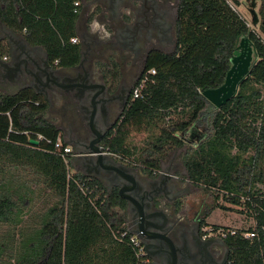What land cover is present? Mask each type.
I'll return each mask as SVG.
<instances>
[{
  "label": "trees",
  "instance_id": "trees-1",
  "mask_svg": "<svg viewBox=\"0 0 264 264\" xmlns=\"http://www.w3.org/2000/svg\"><path fill=\"white\" fill-rule=\"evenodd\" d=\"M231 1L234 7L228 0H180L175 52L148 53L132 92L149 71L156 73L143 85L141 98L131 95L102 146L112 158L128 166L141 164L143 174L152 176L167 153L191 144L187 133L206 129L205 138L184 154L187 178L231 205L223 209L257 222L253 240L243 235L251 226L222 238L228 264H264V194L258 189L264 188V0H259L258 31L235 9L244 0ZM74 3L0 0V22L29 45L43 47L51 65L74 69L81 48L71 39L79 40L84 0L78 13ZM242 39L254 51L250 74L218 108L203 93L225 83ZM8 55L0 39V57ZM48 108L46 99L31 89L0 92V264L7 255L17 264H137L129 235L119 241L128 230L127 202L102 179L71 174L72 157L64 159L55 151L61 135L44 117ZM38 135L44 140L32 144ZM135 135L146 139L142 148L131 143ZM41 186L43 192H37ZM48 193L52 203L31 214L29 208ZM215 209L202 213V225ZM205 225L215 233L221 229Z\"/></svg>",
  "mask_w": 264,
  "mask_h": 264
},
{
  "label": "flooded vegetation",
  "instance_id": "flooded-vegetation-1",
  "mask_svg": "<svg viewBox=\"0 0 264 264\" xmlns=\"http://www.w3.org/2000/svg\"><path fill=\"white\" fill-rule=\"evenodd\" d=\"M84 3L93 7L90 15L93 14L94 21L108 23L112 32V36L109 34L105 37L106 40H98L93 28H90L89 33L96 38L92 40L95 60H91L88 67L84 65L71 72L68 78L72 80L66 83V91L71 97L69 107L71 109L73 104L78 108L84 122L83 127L72 122L75 128L72 127L67 135L75 140L78 152L88 153L92 142L102 136L103 144L107 133L119 123L139 77L134 79L136 74L122 68L119 54L130 56L134 66L136 58L145 49L141 74L148 53L154 50L167 53L165 46L172 44L174 37L176 50L180 0H84ZM123 8L127 10L125 14L121 13ZM141 44L144 45L142 49ZM105 46L118 53L114 54L113 63L108 61L112 66L109 78L96 69V64L102 61L101 51L106 49ZM240 53L239 50L236 56ZM31 69L30 65L22 66L20 75L26 76ZM1 70L5 79L16 72H7L4 68ZM85 85L97 87L93 90L85 88L88 95L82 97L81 90ZM94 108L96 133L89 126ZM71 113L75 114L72 110ZM78 164L88 176L102 179L108 184L111 187L109 190H129L128 196L133 201L127 203V227L143 246L145 264H228L227 246L222 238L210 235L206 220L202 225L201 210L192 218H187L183 202L185 190L178 182L159 175H142L119 163L115 165L116 170H106L98 160L89 157L78 159ZM111 165L114 168V164Z\"/></svg>",
  "mask_w": 264,
  "mask_h": 264
},
{
  "label": "rangeland",
  "instance_id": "rangeland-1",
  "mask_svg": "<svg viewBox=\"0 0 264 264\" xmlns=\"http://www.w3.org/2000/svg\"><path fill=\"white\" fill-rule=\"evenodd\" d=\"M231 5H233L231 0H228ZM86 4L89 3H84L83 5V12L81 16V23L83 24L80 26L81 30L85 27V23L88 25V28H93V33H96V36L98 37V40H106L105 37H108L109 34L112 36V32L110 31V28L108 27V23L104 24L103 23H98L94 21L93 14L90 15V11L93 9L92 6H87ZM260 4L261 2L259 0H244L242 1V5L240 8H236L237 13L247 22L248 26L252 30L258 31V26H259V9H260ZM92 5H95L92 3ZM234 7V5H233ZM127 10L123 8L121 10V13L125 14ZM88 17H90V20H85ZM256 17V19H254ZM173 25V23H171ZM83 31V30H82ZM83 34V33H82ZM260 34V33H259ZM261 35V34H260ZM175 36V34H174ZM103 38V39H99ZM172 44H169L168 46H165V51L169 54H172L175 52V37L172 38ZM106 49H103L101 51V62L105 64H109V56L111 54H118L115 51H112L111 47L105 46ZM144 47V45L141 44V49ZM122 52V51H121ZM142 54H140L137 58L136 61L134 62L133 65V59L130 58L128 55L124 54H119V61L121 63L122 68L126 72H129L131 74H136L134 79H136L141 71L142 64L145 58V49L142 50ZM141 53V52H140ZM108 58V59H107ZM112 67V66H111ZM0 72H2L0 68ZM135 81V80H134ZM137 81V79H136ZM0 90L6 93H11L13 92L12 87H7V86H1L0 84ZM75 112V114L71 115L73 118H71L72 122H75L76 125H79L80 127H83L84 122L81 120V116L79 113L78 108H76L72 104V108L70 109ZM56 108H52L51 110V116L52 115H57ZM71 111H67V117L70 115ZM53 117V116H52ZM59 121L62 123L64 122V119L62 116H58ZM62 126V124H60ZM65 133L63 135V139H61L62 142L69 143V139L67 137V132L64 129ZM207 130L202 128H194L192 129L189 133L185 135V138L187 140H190L191 144L185 145L182 149H176V150H171L169 153H167L165 160L161 163V169L160 170H155L153 173L154 175H159L161 178H167L172 180V182H178L181 187L185 190L184 192V199L183 202L185 203V208H186V215L187 218H192L198 210H201V213L208 211L209 208H216L215 210L212 211V213L209 215V217L206 219L207 224L211 226L212 228L215 227H221V228H233V229H239L241 227L248 226L251 222V220H247L244 215H241L238 211H231V210H226L223 209L221 206H226L228 208H231L230 204L227 203L222 197L218 201L214 199V197L210 194H208L204 189L196 187L192 185L188 178H187V172L184 167L183 163V157L184 154L187 150H189L193 144L196 145L200 140L204 139L205 136L207 135ZM146 139L144 137H140L138 135H135L131 143L134 144L137 148H142L144 146ZM74 152V150H73ZM138 164V163H137ZM142 166L141 164L139 166H135V170L137 173L143 174L142 169L140 168ZM71 174L75 172H79L81 174H85L86 172L81 169V166L78 164V162L75 161L74 165H71ZM23 175H26L25 172H22ZM107 187L110 189L111 187L107 184ZM42 189V186L37 189V192H43L40 191ZM259 191L264 194V188L260 186ZM214 194H216V191H212ZM43 195V193H42ZM54 200L53 195L51 193H48V196L46 199L44 197H41L37 199V203H35L32 207L29 208L31 214H38L41 210L47 206V202H51ZM217 204V206H216ZM29 214V215H31ZM28 215V216H29ZM27 215H23V218H26ZM26 220V219H25ZM29 227V226H28ZM210 228V227H209ZM18 230H16V242H19L18 239ZM11 250V248H6V251ZM4 263L2 264H17L15 260H10L9 256H5V261L3 260Z\"/></svg>",
  "mask_w": 264,
  "mask_h": 264
},
{
  "label": "crops",
  "instance_id": "crops-1",
  "mask_svg": "<svg viewBox=\"0 0 264 264\" xmlns=\"http://www.w3.org/2000/svg\"><path fill=\"white\" fill-rule=\"evenodd\" d=\"M83 9L81 10L80 17L78 20V37L79 44L81 48V60H83V67H88L93 60V57L96 55L95 48L92 46V40H96V38L92 37L91 33H89L88 25L85 23V29L81 30V16ZM87 20H90L88 17ZM84 25V24H83ZM83 33V34H82ZM0 39L7 44L9 55L8 57H0V68H4L7 72L16 71L12 76L10 74L8 79H5L4 72H0V84L1 86H9L13 88V92L6 93L0 90L1 93L12 95L24 89H31L36 94L43 96L49 104L48 111L44 116L46 120L55 124L60 130L61 139H63V135L65 133L64 129L68 133L72 127L75 128V125L71 121V112L67 117V111L70 110V93L66 91V83L68 82L66 79L71 77V73L68 72L67 69H62L58 67L57 63L51 65L48 62V56L46 51L41 46H33L29 45L23 35L21 33L13 32L12 30L5 27L0 22ZM108 59V58H107ZM92 60V61H91ZM114 60V54L109 56V61L112 62ZM81 62V61H80ZM113 63V62H112ZM46 64L50 67V69L54 70L52 76H46L44 71L47 69ZM31 66V71L26 73V76L20 75V70L22 66ZM96 69L100 70L106 78H109V71L112 70L111 64L105 63H97ZM22 78H20V77ZM56 108L58 111V116H62L64 122L59 121L57 115L51 116L52 108ZM62 124V126H60ZM66 133V134H67ZM69 143H65V145L71 147L74 150V153H77L78 147L75 146V140H72L68 135ZM116 163L120 165L128 166L121 161L112 158ZM78 162V159L72 156L71 165ZM133 170L135 167L129 166ZM85 175V174H84ZM143 175V174H142ZM145 175V174H144ZM86 176H88L86 174Z\"/></svg>",
  "mask_w": 264,
  "mask_h": 264
},
{
  "label": "water",
  "instance_id": "water-1",
  "mask_svg": "<svg viewBox=\"0 0 264 264\" xmlns=\"http://www.w3.org/2000/svg\"><path fill=\"white\" fill-rule=\"evenodd\" d=\"M254 19H256V17H254ZM239 50L241 51V53L240 55L235 56L232 59V66L227 74L225 83L217 89L207 90L203 93V96L218 108L221 107L222 105L227 104L228 101L236 95L239 84L245 77H247L250 74V68L253 62V54H254L253 48L252 46H250V44L246 39H242L239 45ZM82 65H83V60H81L80 64L76 68L68 69V72L71 73L74 70L76 71L80 67H82ZM46 67L47 69L44 71L45 75L52 76L55 71L50 69V67L47 64ZM66 80L71 81L72 79L67 78ZM83 87H84L83 90H81L82 97H84V95H88L85 92V88L86 89L90 88L93 90L97 86L85 85ZM95 115H96V109L94 108L89 123L90 129L93 133H96L95 123H94ZM101 140H102V136L100 137L99 140L92 142L90 147L91 149L88 153L77 152L74 153L73 157L75 156L77 159H80L82 157H89L91 159L98 160L99 164L106 170L108 169L116 170L117 168L115 167V165H119V164L118 163L116 164V162L112 159L111 155L104 151ZM31 143L37 145V141L32 140ZM111 164H114V168H112ZM128 191L129 190L120 188L119 195L128 204H131L133 198L131 196H128Z\"/></svg>",
  "mask_w": 264,
  "mask_h": 264
},
{
  "label": "built area",
  "instance_id": "built-area-1",
  "mask_svg": "<svg viewBox=\"0 0 264 264\" xmlns=\"http://www.w3.org/2000/svg\"><path fill=\"white\" fill-rule=\"evenodd\" d=\"M74 1H75V3H74L75 13H78L79 9L82 7L83 0H74ZM71 43L77 44V43H79V40L77 38H73V39H71ZM155 73H156L155 70L149 71L146 74L142 83L139 86H137L136 88H134L133 92L131 93L132 98L134 100L141 98L143 85L149 80V77L152 75H155ZM43 140H44L43 136L38 135V138L35 141H37V143H39ZM47 142L50 143L49 140ZM55 151L58 154H60L62 156V158H64V159H66L68 156H71V157L73 156L72 148L69 146H64L63 142L60 139L55 144ZM250 226L252 227V230L245 231L243 233V235H244L245 239L253 240V239L258 237V233H257V230L255 228L257 226V222L255 220H251L250 224L247 227L249 228ZM127 229H128V227H127ZM240 229L241 228H239V229L221 228L218 231H216V233H215L212 231L211 228H207V230L211 236H215V237H219V238H223V239L226 238L228 235H236L237 231ZM246 230H248V229H246ZM262 230L264 231V227H262ZM128 235H129V238L127 239V241L133 247L137 264H145L146 260L144 257L145 253H144L143 246L139 243L137 237L129 231V229L127 230V232H123L121 234V236L119 237V241H124Z\"/></svg>",
  "mask_w": 264,
  "mask_h": 264
},
{
  "label": "bare ground",
  "instance_id": "bare-ground-1",
  "mask_svg": "<svg viewBox=\"0 0 264 264\" xmlns=\"http://www.w3.org/2000/svg\"><path fill=\"white\" fill-rule=\"evenodd\" d=\"M73 150V149H72ZM73 155H74V152H73Z\"/></svg>",
  "mask_w": 264,
  "mask_h": 264
}]
</instances>
